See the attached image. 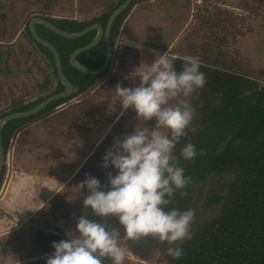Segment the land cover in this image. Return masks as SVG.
<instances>
[{
	"label": "rangeland",
	"instance_id": "1",
	"mask_svg": "<svg viewBox=\"0 0 264 264\" xmlns=\"http://www.w3.org/2000/svg\"><path fill=\"white\" fill-rule=\"evenodd\" d=\"M118 2L119 0H0V115L13 109L18 112L26 111L57 88V79L52 64L45 55V49H39L29 39L27 29L31 18L46 16L54 19L92 20L110 12ZM137 2L126 17L132 13V20H129L131 26L128 27L131 41H139L143 46L127 43L136 47L139 52L128 54L127 59L125 54L121 55L125 61L119 62L118 66L114 62L108 73L111 78L101 87L100 90L103 91L98 93L103 96L96 103L91 102L89 107L83 103L82 114L77 110V102L67 110L57 112L52 109L45 112L28 121L25 128L17 129H21V134L16 144L14 141L9 142L6 153L8 164L4 169L0 193L5 189L3 184L9 177L25 174L24 172L40 175L42 181L53 184L54 187L50 184L47 187L48 195L58 188L59 192L49 202L51 204L40 210L38 207L41 201H37L32 194L30 201H27L29 207H23L22 203L21 206H15L9 214L0 211V219L6 221L0 228V232L6 233L0 236V264H29L30 261L46 256L40 255L33 245L35 231L50 227L45 221L46 213L53 211L62 215L61 221L69 220L74 231L78 219L74 207L78 199L87 194L86 190H80L77 185L86 175L94 176L107 190V173L112 168L105 169L101 166L105 151L115 140L130 134L134 127L140 129L146 126L151 129L154 126V118L144 121L137 118L133 110L122 109L120 103L115 102L118 97L114 86L117 83L121 87L136 86L139 83L136 69L142 63L150 64L157 54L165 52L175 58L191 55L198 57L199 61L204 59L217 69L223 68L241 76L227 82L223 88H203L189 98L194 109L193 119H196L194 123L191 122L190 130L186 131L187 142L197 139L196 134L205 131L206 127H212V123L218 124L223 118L234 116L235 114L231 115L235 112L232 110L233 104L237 103L240 110L250 98L260 97L258 92L264 87V4L258 6L254 2L258 8L254 6L253 9H239L235 0ZM217 16L225 23L228 21L231 28L226 27V32L222 29L219 32L209 22ZM38 34L47 37L43 28H39ZM54 42L59 46L57 40L54 39ZM71 43L77 45V41L73 40ZM149 46L156 48L152 50L156 51L155 54L149 53ZM147 53L150 55L147 56ZM201 54L204 57L201 58ZM81 61L84 62V59ZM117 67H121L120 70H116ZM112 71H115L116 76H113L115 74ZM27 104L29 105L25 106ZM123 110L128 112L127 115L122 114ZM203 115L205 124H200L201 121L195 124ZM113 122L114 131L111 130L105 136L106 127ZM97 125L101 128L93 133L92 130ZM164 131L166 133L167 130ZM90 135L94 136L91 143L95 142V149L86 155L87 149L91 147ZM176 147L178 149L174 148V154L179 165L183 166L185 160L179 158L180 147L178 144ZM87 157L85 165L77 174V166ZM13 189L17 187L14 186ZM119 243L126 252L124 264H167L160 254L146 260L138 259L130 252L125 240L121 239Z\"/></svg>",
	"mask_w": 264,
	"mask_h": 264
},
{
	"label": "trees",
	"instance_id": "2",
	"mask_svg": "<svg viewBox=\"0 0 264 264\" xmlns=\"http://www.w3.org/2000/svg\"><path fill=\"white\" fill-rule=\"evenodd\" d=\"M137 1L141 0H132L127 9L120 13L113 22L110 32L111 54L113 41L120 25ZM123 2L124 0H119L116 6L110 9V12L92 20L54 19L46 16L42 18L67 32H78L92 23H100L104 27L110 13ZM235 2L239 9H253L256 7L254 2L258 6L264 4V0H235ZM209 22L214 27L216 26L219 32L221 29L226 32V27L231 28L228 21L225 23L218 16L213 17ZM39 28L45 29L48 38L38 34ZM35 29L40 37L56 48L60 56L62 70L67 80L75 88L71 97L57 100L45 109L56 107L79 95L85 96L109 72L108 65L99 75H86L68 62L69 55L76 48L91 42L96 33L94 30L80 38L66 39L52 33L40 24H36ZM27 32L29 39L36 47L45 49V55L52 64L53 73L56 76L51 53L34 41L29 29ZM54 39L57 40L59 46L56 45ZM73 40L77 41V45L71 43ZM201 52L203 53V51ZM104 55V43L103 40H100L91 49L78 54L76 60L87 68L96 69L102 65ZM200 57H204V54H201ZM82 59L84 62L81 61ZM181 64L182 59L175 58L174 67L177 71L180 70ZM199 70L205 75V84L197 91H201L203 88L220 89L232 79L241 78L240 75L229 73L223 68L217 69L211 63L205 62L204 59L200 61ZM56 86V90L50 95L63 90V86L58 80ZM258 93L259 98H250L240 110L237 103L233 104L232 110L235 112L231 115L235 114L234 116H227L229 119L223 118L218 124L212 123V127H206L205 131L196 134L198 135L197 139L190 142L196 146L197 152L202 149L204 154L197 155L192 160H185L181 167L184 169V174L190 177V183L184 189V194L181 196L177 192L173 197L174 204L168 206L179 210L187 208L194 210V218L190 226L191 239L177 242L178 246L182 248V257L173 260L165 254L168 245L151 237L134 241L123 239L135 257L146 260L155 254H160L167 264H264V96H261L264 95V87ZM14 112L18 111L13 109L1 114L0 118ZM124 113L127 115L128 112ZM34 117L35 115L4 124L1 131L4 155L7 153L15 130ZM204 118L203 115L195 124L200 121V124H205ZM195 119L196 117L192 123L195 122ZM190 127L186 131H189ZM111 130L114 131L113 128ZM186 140L185 136L180 139L178 143L180 149ZM175 148L178 149L176 146ZM4 169L3 166L0 173V184ZM111 172L115 175V170L111 169ZM82 200L83 198L78 199V203L74 207L76 216L84 215L90 219H100L92 214L90 208L82 205ZM49 204L51 203H47L43 207ZM63 209L65 208L63 207ZM61 216L53 211L46 213L45 221L50 227L35 231L33 240V245L40 255L46 256L30 261L29 264H45L46 257L53 252L51 243L67 239V236L69 238L73 236L71 235L74 232L70 225L71 222L69 220L61 221ZM103 222L109 228L120 227L114 217H106ZM120 231L123 235V230L120 229ZM103 264H110V261L104 259ZM126 264L143 263L128 262Z\"/></svg>",
	"mask_w": 264,
	"mask_h": 264
},
{
	"label": "clouds",
	"instance_id": "3",
	"mask_svg": "<svg viewBox=\"0 0 264 264\" xmlns=\"http://www.w3.org/2000/svg\"><path fill=\"white\" fill-rule=\"evenodd\" d=\"M181 59L177 71L175 57L168 52L157 54L150 64L142 63L136 69L138 85L114 86L122 109L133 110L144 121L154 118L155 124L151 129L134 127L105 151L101 166L115 170V175L107 173V190L94 176L86 175L77 185L87 193L82 205L100 219L80 215L75 235L53 241V252L45 264H103L104 259L124 264L126 252L119 241L145 237L166 243L165 254L173 260L182 257L177 242L191 239L194 210L168 207L174 204V195L179 192L182 196L190 183L174 148L187 135L194 116L189 98L204 86L205 75L199 70L198 57L185 55ZM203 154L187 142L179 158L192 160ZM106 217H114L120 227L109 228L103 222Z\"/></svg>",
	"mask_w": 264,
	"mask_h": 264
},
{
	"label": "crops",
	"instance_id": "4",
	"mask_svg": "<svg viewBox=\"0 0 264 264\" xmlns=\"http://www.w3.org/2000/svg\"><path fill=\"white\" fill-rule=\"evenodd\" d=\"M130 18L132 20V13L128 17H125V19L123 20V22L120 25V28L118 30L117 35L114 38L113 50H112V54H111V58H110V62H109V71L111 70L113 64L116 63V66H118L119 62L122 63L121 61L124 60V58H122L121 55L125 54V58L127 59V55L128 54H132L133 52H139V51H137L138 49L136 47H132V45L131 46L128 45L129 43H134V44H136L137 47L143 46L142 44L139 43V41H138V43L131 41L132 37L129 36V31H128V27L131 26V24L129 25V23L131 22V21H129ZM115 39H116V41H115ZM133 39H134V37H133ZM148 48H149L148 50H149L150 54H155L156 53V51L155 52L152 51L153 49H156L155 47L149 46ZM149 53H147V56L150 55ZM143 55H144V53H143ZM153 57H154V55H153ZM130 59H132V58H130ZM120 68L121 67H117L116 70H120ZM112 72L115 74V71H112ZM108 73L106 74L105 77L100 79L96 83L95 86H93L89 90L88 94H86L85 96H80L79 95L77 97H73V98L76 99V101L71 103V104H67L70 99L67 100L66 102H64L67 105L62 106L61 109H57L56 110V108H55V111L59 112V111L67 110L71 105H73V104H75L77 102V110H79L81 112V114H82V111H84V109L83 110L81 109V106L83 105V103H86L88 105V107H89V104L91 102H95L96 103V101L99 100L100 97L103 96V95H99L98 93H99V91H103V90H100L101 87L107 81H109V79L111 78V75H108ZM113 76H116V74L113 75ZM74 92H75V88H74ZM97 96H99V97L97 99H95V97H97ZM116 99L117 100L115 102L119 103L118 102V98H116ZM64 103H62V104H64ZM62 104H60L58 106H61ZM125 110L122 111V114H124ZM116 120H114V121L116 122ZM115 122H113V124H111L109 127H106L107 132H106L105 136L108 133H110L109 131L112 128V126L115 124ZM25 124H27V123H25ZM99 124L102 125V123H99ZM24 125L21 127V129L24 127ZM100 128L101 127H99L97 125V128L92 130L93 133H96V131H99L98 129H100ZM21 129L17 130L14 133V135H13V137L11 139V141H14L15 144L17 143V141L19 139V136L21 134V131H20ZM92 137H94V136L90 135L89 142L91 144V147L89 149H87V154L86 155L91 154L94 151V149H95V147H94L95 142L92 141V143H91ZM96 145L98 146V144H96ZM80 150L81 149L79 148V151ZM87 159H88V157L86 159L84 158V160H82L81 164H79L77 166V171H76L77 174L82 169L81 167L85 165V162H86L85 160H87ZM24 173L25 174L21 173L20 175H17V176L13 175L11 178L9 177L8 180L6 181L7 184L4 182L3 189L4 188L5 189L2 191V193H0V211H3L5 213L9 214L12 211V209L15 208V206H21L22 203H24L23 207H27V206L29 207V204H27L28 203L27 201L29 200V198H31L32 194H34L36 196V198H37L36 200L37 201H41V204H39V207H38L39 210H40L45 204L49 203L50 200L52 201L54 199V197L57 195V193L59 192V188H58V189H55L51 194L48 195L49 192L47 191V187H48L49 184H50V186H53V184L48 183L47 181H45V182L42 181L40 179L42 176H40V175L28 174L27 172H24ZM73 174H71V177L73 176ZM14 176H16V177H14ZM37 183H39V184H37ZM14 186H16L17 189L14 190L13 189ZM12 191H14V194H11ZM32 191H33V193H32ZM3 222H6V221L0 219V228L3 226ZM9 222H11V221H9ZM15 230H17V229H15ZM11 232H15V231H11ZM4 234H6V233L0 232V236H3Z\"/></svg>",
	"mask_w": 264,
	"mask_h": 264
},
{
	"label": "water",
	"instance_id": "5",
	"mask_svg": "<svg viewBox=\"0 0 264 264\" xmlns=\"http://www.w3.org/2000/svg\"><path fill=\"white\" fill-rule=\"evenodd\" d=\"M131 2H132V0H124V2L122 4L117 6L108 16V19H107L104 27H102V25L100 23H92V24L88 25L87 27H85L84 29H82L78 32H67V31L61 30V29L57 28L55 25L51 24L50 22H48L47 20H45L41 17H33L30 19V21L28 23V29H29L30 35L32 36L34 41H36L40 45L44 46L51 53V55L53 57V61H54L55 71H56V78L59 81V83L63 86V90L61 92H57V93H54V94L46 97L41 102H39L37 105L33 106L32 108L27 109L26 111L10 113V114H7V115L0 118V173H1V170H2L3 165H4V156H5L3 148H2V140H1V131H2L4 124L9 122V121H12V120L23 119V118H27L30 116L37 115L38 113L43 111L44 108H46L49 104H51L57 100H60V99L71 97L74 93V87L67 80V78H66V76L62 70L60 56H59L56 48L53 46V44L44 40L42 37H40L37 34L36 29H35V25L40 24L43 27H45L46 29H48L49 31H51L52 33H54L60 37L66 38V39L80 38V37L84 36L86 33L94 30L96 33H95V36L93 37L92 41L90 43L82 46V47L76 48L69 55L68 62L72 67L76 68L79 72H81L83 74L99 75L108 67L109 62H110V58H111L110 32H111L113 22H114L115 18L120 13H122L124 10L127 9V7L129 6V4ZM100 40H103L104 52H105L104 61H103L102 65L99 68L90 69V68H87L86 66L80 64L76 60V56L78 54L84 52V51L91 49L92 47L97 45ZM75 101H76V99L72 98L68 101L67 104H71ZM67 104L64 103L61 106L56 107V110L61 109L62 106H65Z\"/></svg>",
	"mask_w": 264,
	"mask_h": 264
},
{
	"label": "flooded vegetation",
	"instance_id": "6",
	"mask_svg": "<svg viewBox=\"0 0 264 264\" xmlns=\"http://www.w3.org/2000/svg\"><path fill=\"white\" fill-rule=\"evenodd\" d=\"M145 0H141V1H139V2H144ZM138 3V2H137ZM136 4V3H135ZM44 37V36H43ZM29 104H27V105H25V106H28ZM57 107V106H56ZM56 107H53V108H51V109H45L44 108V110L43 111H41L40 113H38L37 115H35V117L34 118H36V117H38V116H41V115H43V114H45V112H48V111H50V110H52V109H54L55 110V108ZM29 108H32V107H29Z\"/></svg>",
	"mask_w": 264,
	"mask_h": 264
},
{
	"label": "built area",
	"instance_id": "7",
	"mask_svg": "<svg viewBox=\"0 0 264 264\" xmlns=\"http://www.w3.org/2000/svg\"><path fill=\"white\" fill-rule=\"evenodd\" d=\"M6 155H7V154H5V156H4V166H7V164H8V163H7L8 160H7V156H6Z\"/></svg>",
	"mask_w": 264,
	"mask_h": 264
}]
</instances>
